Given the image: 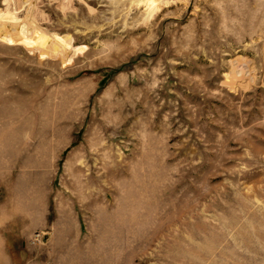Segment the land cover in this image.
<instances>
[{"label":"rangeland","instance_id":"obj_1","mask_svg":"<svg viewBox=\"0 0 264 264\" xmlns=\"http://www.w3.org/2000/svg\"><path fill=\"white\" fill-rule=\"evenodd\" d=\"M12 207L27 263L264 264V0H0Z\"/></svg>","mask_w":264,"mask_h":264},{"label":"crops","instance_id":"obj_2","mask_svg":"<svg viewBox=\"0 0 264 264\" xmlns=\"http://www.w3.org/2000/svg\"><path fill=\"white\" fill-rule=\"evenodd\" d=\"M34 227L30 214H22L21 209L15 212L14 208L2 209L0 211V264H32L22 260L21 253L12 251L7 238L13 232H18L17 236L24 232L23 228L32 229Z\"/></svg>","mask_w":264,"mask_h":264},{"label":"bare ground","instance_id":"obj_3","mask_svg":"<svg viewBox=\"0 0 264 264\" xmlns=\"http://www.w3.org/2000/svg\"><path fill=\"white\" fill-rule=\"evenodd\" d=\"M42 39H38V42L41 43Z\"/></svg>","mask_w":264,"mask_h":264}]
</instances>
